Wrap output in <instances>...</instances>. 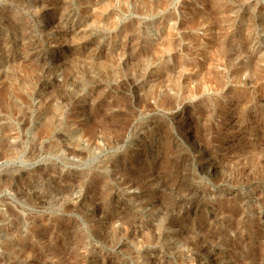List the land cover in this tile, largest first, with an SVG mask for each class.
I'll return each instance as SVG.
<instances>
[{"label":"rangeland","instance_id":"1","mask_svg":"<svg viewBox=\"0 0 264 264\" xmlns=\"http://www.w3.org/2000/svg\"><path fill=\"white\" fill-rule=\"evenodd\" d=\"M51 1L0 0V264H264V0Z\"/></svg>","mask_w":264,"mask_h":264},{"label":"bare ground","instance_id":"2","mask_svg":"<svg viewBox=\"0 0 264 264\" xmlns=\"http://www.w3.org/2000/svg\"><path fill=\"white\" fill-rule=\"evenodd\" d=\"M51 2H53V0L51 1ZM46 3V2H45ZM54 3V2H53ZM52 4V3H51ZM49 5V4H48ZM56 5H57V3H56ZM51 6V5H50ZM54 7V6H53ZM55 10V9H54ZM57 10V9H56ZM45 12V11H44ZM16 13H14L13 15H15ZM13 15H12V13H11V16H10V14H9V16L10 17H13ZM16 16V15H15ZM18 17V16H17ZM55 18V17H54ZM13 19V18H12ZM12 19H9V20H12ZM14 20H16V18H14ZM54 20V19H53ZM13 21V20H12ZM11 22V21H10ZM130 42V41H129ZM130 48H131V46H130ZM14 55V54H13ZM43 61V60H42ZM45 61V60H44ZM46 62V61H45ZM51 69V68H50ZM42 70V69H41ZM48 71H50L49 69H48ZM44 73H46V72H44ZM43 75V74H42ZM34 76V75H33ZM44 76V75H43ZM39 77V76H38ZM41 78V77H40ZM132 81V80H131ZM134 81V80H133ZM135 83V82H134ZM135 87V86H134ZM59 95V94H58ZM60 96V95H59ZM7 99V98H6ZM5 99V100H6ZM4 100V101H5ZM3 101V102H4ZM7 101H8V99H7ZM9 103H10V101H9ZM169 102H167L166 104H168ZM1 104H2V102H1ZM11 104V103H10ZM15 104H16V102H15ZM162 104H164V103H162ZM2 106H3V104H2ZM4 106H6L5 104H4ZM3 106V107H4ZM10 106H12V105H10ZM14 106V105H13ZM7 107V106H6ZM15 107V106H14ZM86 107V106H85ZM8 109V108H7ZM83 109V108H82ZM17 110V109H16ZM228 112V111H227ZM225 114V113H224ZM27 115V114H26ZM228 116V115H227ZM94 117V116H93ZM108 117V116H107ZM92 118V117H91ZM106 118V117H105ZM227 118V117H226ZM108 119H109V117H108ZM112 120V119H111ZM110 120V121H111ZM191 120V119H190ZM107 121H109V120H107ZM47 124V123H46ZM45 124V125H46ZM44 125V132L46 133V132H49L50 130H51V128L53 127L52 126V124L50 123V124H47L46 126ZM190 125H192V124H190ZM192 128V127H191ZM160 131V130H159ZM158 130H157V132H159ZM43 132V131H42ZM151 132H149V134H150ZM155 133V132H154ZM46 134H48V133H46ZM147 134V133H146ZM149 134H147V135H149ZM153 134V133H152ZM195 134V133H194ZM5 136V135H4ZM146 136V135H145ZM150 136H151V134H150ZM152 137V136H151ZM6 140H5V137H4V139H2L1 137H0V160L1 159H3V158H5L6 156H7V154H8V151H9V149L8 148H6V146L3 144V142H5ZM69 150V152H73L74 150H72V149H68ZM67 150V151H68ZM204 152V151H203ZM142 178V177H141ZM142 180V179H141ZM135 182V181H134ZM133 183V182H132ZM131 183V184H132ZM136 184V183H135ZM141 184V183H140ZM138 185H139V183H138ZM133 187H135V186H133Z\"/></svg>","mask_w":264,"mask_h":264}]
</instances>
